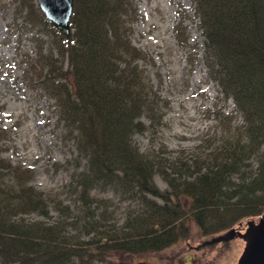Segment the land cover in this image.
<instances>
[{"label":"trees","instance_id":"1","mask_svg":"<svg viewBox=\"0 0 264 264\" xmlns=\"http://www.w3.org/2000/svg\"><path fill=\"white\" fill-rule=\"evenodd\" d=\"M191 2L208 76L222 97L233 100L244 124L206 156L174 161L156 151L144 154L134 143L148 130L144 118L152 127L163 120L159 97L138 64L142 53L131 42L134 0H75L70 39L45 16L31 13L23 22L45 27L62 58L38 45L35 85L56 101L59 123L86 161L74 167L68 192L89 215L96 186L121 188L138 200L140 211L100 234L96 228L105 227L92 224L99 235L78 243L65 228L71 208L53 201L61 218L54 220L46 196L31 185V171L0 158V264H116L118 254L139 257L188 240L190 220L208 239L264 215V0ZM157 175L168 189L158 187ZM31 213L44 220L26 219Z\"/></svg>","mask_w":264,"mask_h":264},{"label":"rangeland","instance_id":"2","mask_svg":"<svg viewBox=\"0 0 264 264\" xmlns=\"http://www.w3.org/2000/svg\"><path fill=\"white\" fill-rule=\"evenodd\" d=\"M134 2L137 14L128 17L131 42L142 53L143 59L138 64L159 97L158 117L163 116L161 124L155 127L144 118L148 130L136 135L134 143L144 154L160 152L171 161L178 157H204L226 134L241 133L244 122L233 100L222 97L220 88L208 76L194 6L191 0ZM31 13L39 20L44 16L37 0H0V158L31 171V185L46 196L54 220L61 218L53 208V201L69 206L73 215L65 220L66 232L71 240L86 243L103 229L123 226L130 213L140 211V204L121 188L98 185L91 191L93 205L88 215V208L68 192L74 167L80 164L82 169L86 161L78 159L70 134L59 123L56 101L35 85L41 66L35 65L39 60L38 45L43 53L52 50L54 38L43 26L26 27ZM181 34L187 39L184 44L180 42ZM35 36H40L38 43ZM53 53L62 60L58 50L54 48ZM63 66L65 72L69 70L67 60ZM227 122H231L230 126ZM252 164L256 165L255 160ZM60 165L66 168L61 169ZM155 183L161 190L169 187L159 175ZM25 218L44 220L37 213ZM251 220L259 221L248 219L234 228L244 233ZM96 222L105 227L96 228L99 234L92 231L91 226ZM189 224L191 236L188 240L179 241L162 252L139 257L118 254L115 263H238L245 248L243 240L197 250L212 238H204L193 221Z\"/></svg>","mask_w":264,"mask_h":264},{"label":"water","instance_id":"3","mask_svg":"<svg viewBox=\"0 0 264 264\" xmlns=\"http://www.w3.org/2000/svg\"><path fill=\"white\" fill-rule=\"evenodd\" d=\"M37 3L48 22L65 38L70 39L73 34L71 19L75 0H37ZM247 227L244 233L232 228L220 236L205 241L196 249L241 239L245 243V248L237 264H264V215L258 222L249 221Z\"/></svg>","mask_w":264,"mask_h":264}]
</instances>
